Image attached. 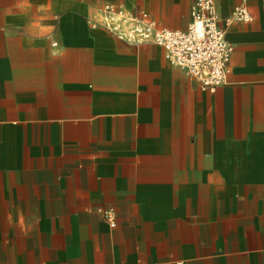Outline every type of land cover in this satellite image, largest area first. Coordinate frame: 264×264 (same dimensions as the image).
I'll list each match as a JSON object with an SVG mask.
<instances>
[{"label":"crops","instance_id":"obj_1","mask_svg":"<svg viewBox=\"0 0 264 264\" xmlns=\"http://www.w3.org/2000/svg\"><path fill=\"white\" fill-rule=\"evenodd\" d=\"M194 1L0 0V264H264V0H214L212 91L98 23L184 30Z\"/></svg>","mask_w":264,"mask_h":264},{"label":"built area","instance_id":"obj_2","mask_svg":"<svg viewBox=\"0 0 264 264\" xmlns=\"http://www.w3.org/2000/svg\"><path fill=\"white\" fill-rule=\"evenodd\" d=\"M232 20H251L245 5L236 6L231 15L224 17V26ZM98 23L120 39L161 46L172 64L196 79L204 90L212 91L226 80L233 47L225 39V29L220 24L214 0H195L184 30L163 27L144 15L128 14L113 3L101 7ZM99 211L109 226L114 227L113 208H100Z\"/></svg>","mask_w":264,"mask_h":264}]
</instances>
